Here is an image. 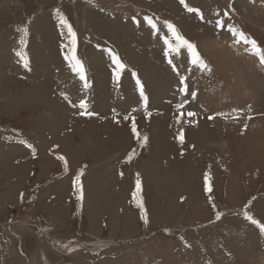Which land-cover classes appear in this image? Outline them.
I'll use <instances>...</instances> for the list:
<instances>
[{
  "label": "rangeland",
  "instance_id": "1",
  "mask_svg": "<svg viewBox=\"0 0 264 264\" xmlns=\"http://www.w3.org/2000/svg\"><path fill=\"white\" fill-rule=\"evenodd\" d=\"M164 1L0 0V264H264V234L244 215L264 225V159L251 155L262 126L248 113L252 99L236 95L248 64L264 70L250 43L264 49V0H185L203 20ZM169 3L211 33L183 27L210 71L193 66L186 49L166 57L167 33L144 22L162 12L179 18ZM57 10L76 34L87 89L65 59L70 38ZM217 19L226 26L218 28ZM133 42L147 50L152 43L150 64L137 62L144 51ZM53 52L59 63L39 75L38 60ZM112 53L125 65L119 80ZM81 99L91 116L80 115ZM68 136L77 150L84 136L112 155L72 165L62 150ZM39 150L56 160L49 174L36 162Z\"/></svg>",
  "mask_w": 264,
  "mask_h": 264
},
{
  "label": "snow or ice",
  "instance_id": "2",
  "mask_svg": "<svg viewBox=\"0 0 264 264\" xmlns=\"http://www.w3.org/2000/svg\"><path fill=\"white\" fill-rule=\"evenodd\" d=\"M179 2H180L181 5L184 6L185 10L188 13H194V14H196L197 17H199V19H201V20L204 19L203 14L198 9L188 6L185 3V0H179ZM56 14H57V17L60 20L61 26L63 28L67 29V36L70 38L69 39L70 48L68 49L69 54L65 56V59L68 61V64H69V67H70L71 71L79 78L80 81L83 82L84 88L87 89V88L90 87V85H89V83H88V81L86 79L85 67H84V64L82 63V61L76 55V48H77L76 34L73 31L72 27L69 25L68 21L65 19V17L62 14H60L59 10H57ZM224 15L227 16L228 13L225 12ZM144 22L150 27V29H152L153 31H155L157 33L159 32L157 23L151 17L145 16L144 17ZM163 26L167 30V32L171 34V39H164V41H163L164 44L167 46V50L164 51V55L166 57H168L170 55V53L172 52L173 48L175 49L177 54L180 53V50L186 49L187 53H188V55L190 57V63L193 66H195L197 68H200V69H207L208 71L211 70L210 68L207 67V65L205 64L203 59L199 56L198 52L196 51V46L193 45L192 43H190L187 39H185L179 33V31L177 30L176 26L173 23H171L169 21H163ZM216 26L218 28H224L226 25H225V22L223 20L217 19ZM21 30L23 31L24 36L27 37L28 29L27 28H23ZM228 31L229 32H233V34L235 35L233 29L229 28ZM239 36L244 37V34L241 32V33H239ZM172 40L175 41L174 45L172 43ZM239 42L240 41L237 40V43H239ZM243 42L245 44L249 43V41L247 40L246 37H244ZM20 43H21V45H24L26 43V40L22 39L20 41ZM250 43H251L252 48L256 49V52H254L252 54L253 55H258V57L260 59V63L262 65H264V49H261L257 45L255 40L251 41ZM17 56H19L21 58V60L23 61V67L26 70L30 71V61L25 56V54L23 52H18ZM111 59H112L113 65L115 66V76H116L117 80H119V77L121 76V73L125 70V65L120 61L118 56L116 54H114V53L111 54ZM168 63L173 66V71H176L179 74L178 69L175 66L173 60L169 59ZM185 79H186V77H181L180 80H179V84L180 85H184V87L181 88V91L185 92L186 94H188V88L185 85ZM136 83H137L138 86H140L139 79H137ZM140 95H141V97L144 96V91H143L142 86H140ZM191 96L194 99L195 98V93H191ZM65 99H68V98L65 97ZM182 106H183L182 104L178 105V107H182ZM87 107H88L87 103L84 102L81 99V102L79 103V109L82 110L80 112V115L87 114L88 116H91L93 114L91 112H87ZM194 115H196V113H194L192 111L187 112V116L188 117H192ZM207 118L209 120H211V119H214L215 117L208 116ZM249 119H251V117H249ZM246 127L247 126L245 125V128ZM132 132L136 133V125H135V123H133V125H132ZM141 139H142L143 142L146 143L147 140H148V137L147 136H143L142 138H138V144H140V140ZM179 139H180L181 143L184 142L183 132L180 133ZM140 146L142 147L143 144H140ZM133 155H135V153H133ZM59 159H63V157H59ZM131 159H132V157L129 156L128 160L130 161ZM76 179H77V181H79V177H77ZM136 186H137V192H139L140 191V186H141V181L139 179H137ZM204 187H205V191L206 192H208V193L212 192V187H211V184H210V177L209 176H205L204 177ZM77 190L78 191L80 190L79 183L77 184ZM81 195H82V193H81ZM137 207L140 208L142 212L145 211L143 202L138 201ZM244 215H245V219L249 220L253 224H257L260 227L261 233L264 234V225H260L258 223V221L253 219L252 216L248 215L247 212ZM142 219H144V222L146 224L148 223L146 215L144 217H142ZM217 219H219V213H217Z\"/></svg>",
  "mask_w": 264,
  "mask_h": 264
},
{
  "label": "bare ground",
  "instance_id": "3",
  "mask_svg": "<svg viewBox=\"0 0 264 264\" xmlns=\"http://www.w3.org/2000/svg\"><path fill=\"white\" fill-rule=\"evenodd\" d=\"M163 4V3H162ZM161 4V5H162ZM160 5V6H161ZM163 6H164V4H163ZM162 7V6H161ZM167 7H170L168 4H167ZM165 8V7H164ZM193 18V17H192ZM182 26L183 27H185L186 29H189L188 31H191V33L192 32H194V33H199V32H202L204 35V37L206 38V37H208V36H210V32H209V30H205V28H201V26H199V25H197L196 23H194L193 22V20H190V18H188V17H186L185 15H184V17H183V19H182ZM203 27V26H202ZM208 29V28H207ZM211 30V29H210ZM119 31V34L120 35H123V38H125V37H129V36H127V34H125L124 35V31H120V30H118ZM212 32V31H211ZM118 33V32H117ZM116 33V34H117ZM216 32H214V34H215ZM216 38V37H215ZM49 39V38H48ZM212 40H214V39H212ZM211 40V41H212ZM216 40V39H215ZM214 40V41H215ZM213 41V42H214ZM134 43V42H133ZM218 43H220V42H218ZM135 44V46H134V48L136 49V50H143L144 52H142L143 54H144V56L145 55H147L148 53L147 52H149L146 48H144V47H142V45H140V44H138V43H134ZM214 44V43H213ZM44 51V53H45V49L43 50ZM227 52V51H226ZM133 53V52H132ZM225 53V52H224ZM41 54H42V52H41ZM46 55H44V56H42V57H40V59L38 60V62L40 63V66H39V68H38V74L39 75H41V71H43V70H48V66H50V65H52V64H56V63H59V61H58V59L56 58V55L54 54V52H53V54H49V56H47V57H45ZM237 62H238V60H237ZM248 62H251V61H248ZM43 64V66H41ZM100 64V63H99ZM252 64V63H251ZM253 64H255V63H253ZM257 65H255V66H251V65H247V67H245V74L243 75V79L244 80H246L247 81V84H245V83H243V84H245V87H243V85H241L242 83V80L240 81V82H238V86L236 87V95L238 96V98L240 99V98H242L244 95H246V97H249V98H251L252 99V101L251 102H253V105L252 106H249L248 107V113H250V115H252L253 113L254 114H257L258 116H257V118H258V121H257V124L258 125H261L262 126V128H260V129H262L261 131H259V133L257 134V136L255 137V140H254V144L256 145V146H254V151L252 152V157H255V158H257V159H264V147H260L259 145H258V143H259V141L261 142V143H263L264 142V70L262 69V68H260L259 66V68H257L256 67ZM43 69V70H42ZM100 72H103V71H100ZM36 75V74H35ZM155 76V75H154ZM45 80V79H44ZM50 80V79H49ZM49 82V81H48ZM154 82V81H153ZM44 84V83H43ZM48 84V83H47ZM45 87V86H44ZM235 91V90H234ZM240 94V95H239ZM248 99V98H247ZM242 100H244V99H242ZM247 101H249V100H247ZM245 102H246V100H245ZM27 110V109H26ZM247 112V111H246ZM247 114V113H246ZM49 120V119H48ZM257 120V119H256ZM260 126V127H261ZM93 127V126H92ZM258 128H259V126H257ZM90 129H92V128H90L89 127V132L88 133H92L91 131H90ZM256 131H258V130H256ZM86 132V133H87ZM257 133V132H256ZM54 136H55V139H57L58 138V133L56 134L55 132H54ZM87 137H89L88 135H86ZM94 138V137H93ZM67 140L66 141H64V142H66V145H63L64 146V148L62 147V150L64 151V152H66V153H68V155L70 156V164H75V165H77V166H80V163L82 164V162H81V160L82 159H84V160H86L85 162L87 163H85L86 165H95V164H97V163H99V161H101V160H106V157H111V155L112 154H110V152L108 151V153H106V149L104 150L103 149V146H102V142L99 140H95V143H94V145H96V147L94 146H92L93 148H91L89 145H88V140L84 137V136H82V144H81V146L82 147H77L78 148V150L76 149V148H74V146H73V144H74V142L73 143H71L70 142V136H68L67 138H66ZM77 140H78V138H77ZM247 142V141H246ZM80 143V142H79ZM98 145V146H97ZM114 148V147H113ZM76 149V150H75ZM41 151L42 150H39V152L41 153ZM80 151H82V152H89L91 155L89 156V155H85V156H83V153L82 152H80ZM40 153H39V155H40ZM257 155H259V156H257ZM8 156V155H7ZM254 159V158H253ZM11 160V159H10ZM251 160V159H250ZM63 161V160H62ZM83 161V160H82ZM37 162V164H38V166H40L39 168L42 170V171H44V173H51V167L56 163V160H55V158L54 157H51V156H49L48 154L46 155V154H42L41 153V155L38 157V160L36 161ZM26 166V165H25ZM18 167V166H17ZM27 167V166H26ZM15 169V168H14ZM16 169H18V168H16ZM26 170H27V168H26ZM26 170H25V172H26ZM188 170V169H187ZM11 171V170H10ZM13 171V170H12ZM20 171H21V169H20ZM29 171H30V169H29ZM152 171V170H151ZM14 172H16V171H14ZM18 172V171H17ZM41 172V171H40ZM154 172H155V170H154ZM180 173V172H179ZM189 173V172H188ZM16 174V173H15ZM25 173L23 172V177L25 176L24 175ZM157 174V173H156ZM186 174V173H185ZM184 174V175H185ZM20 175H21V173L19 174V177H20ZM36 175H38V173L36 174ZM186 176H188V175H186ZM192 176V175H191ZM22 177V178H23ZM190 177V176H189ZM192 178V177H191ZM24 180V179H23ZM36 180H38V179H32L31 181H32V183L34 182V181H36ZM191 181V180H190ZM102 182L103 183H105L106 182V178H104V179H102ZM24 184V183H23ZM57 185H58V181H57V183L56 182H54V187H57ZM60 185V184H59ZM161 185V184H160ZM159 185V186H160ZM30 186V185H29ZM152 186V185H151ZM150 186V187H151ZM61 187V186H60ZM90 187L92 188V184L90 185ZM156 188H157V186H155ZM154 188V187H153ZM162 188V187H161ZM160 195V194H159ZM232 197V196H231ZM236 197V196H235ZM237 198V197H236Z\"/></svg>",
  "mask_w": 264,
  "mask_h": 264
},
{
  "label": "crops",
  "instance_id": "4",
  "mask_svg": "<svg viewBox=\"0 0 264 264\" xmlns=\"http://www.w3.org/2000/svg\"><path fill=\"white\" fill-rule=\"evenodd\" d=\"M137 1V0H136ZM164 2H174V3H176L177 5H178V7L180 8V10L184 13V14H186V15H189V16H192V14L191 13H188L186 10H185V8H184V6L183 5H181L180 4V2H179V0H165ZM139 3L137 2L135 5H138ZM169 6H170V8H168V9H171L172 11H175V14H179V18L181 19V21L179 20V18L178 17H175V16H173L172 14H169V13H163L162 12V14H159V15H157L156 16V20H155V22L157 23V25H158V29H159V33H161V35H163L165 32L167 33V38L168 39H171V34L170 33H168L167 32V30L164 28V26H163V21H169V22H171V23H173L175 26H176V28H177V30L179 31V33L185 38V39H190L191 38V36L189 35V33L186 31V30H184V28H183V26H181V24L182 23H180V22H182V19H183V16L180 14V13H178V10H174L175 8H174V4L173 3H169L168 4ZM137 7V6H136ZM195 18V17H194ZM196 20V19H195ZM197 21V20H196ZM198 22V21H197ZM199 23V22H198ZM136 40V39H135ZM138 40V39H137ZM136 40V41H137ZM150 43V42H149ZM149 43H148V45H149ZM172 43H173V45H174V43H175V41L174 40H172ZM151 44V46H152V43H150ZM151 46L148 48L149 50V52H147L148 54L147 55H145V56H143L142 57V59L144 60V63H143V61H141V60H138L137 62H139L141 65H148V64H150V61L152 60V55L155 53L153 50H152V48H151ZM161 52V50H158V52ZM129 52H132V50H130L129 49ZM184 52V51H183ZM170 54H172L171 55V57L173 58V56H174V54H177L176 53V51H175V49L173 48V50H172V52L170 53ZM165 60V59H164ZM166 61V60H165ZM96 70H98V74H99V78H104V76L102 77V76H100L101 75V72L100 71H103V74H104V68L103 67H101V66H97L96 67Z\"/></svg>",
  "mask_w": 264,
  "mask_h": 264
}]
</instances>
